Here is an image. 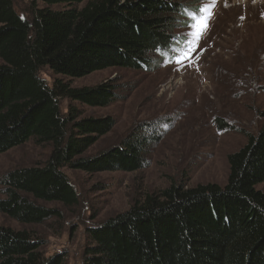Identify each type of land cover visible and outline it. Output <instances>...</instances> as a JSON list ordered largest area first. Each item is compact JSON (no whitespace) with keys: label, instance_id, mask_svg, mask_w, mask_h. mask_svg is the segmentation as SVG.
Instances as JSON below:
<instances>
[{"label":"trees","instance_id":"trees-1","mask_svg":"<svg viewBox=\"0 0 264 264\" xmlns=\"http://www.w3.org/2000/svg\"><path fill=\"white\" fill-rule=\"evenodd\" d=\"M29 2L27 19L15 0H0V154L31 138L50 144L52 151L44 164L2 177L0 210L22 224H40L63 218L60 209L40 202L69 209L80 204L63 168L135 172L147 163L150 140L136 130L113 148L86 157L115 120L83 117L73 103L107 107L121 99L119 87L112 80L74 87L63 79L51 87L41 68L67 78L113 67L151 68L154 55L176 40L177 22L197 9L185 11L179 0ZM64 98L70 100L66 114L60 108ZM228 164L224 186L172 183L89 228L83 264H264V192L257 189L264 183V124L228 155ZM42 246L29 231L0 225V264H65L64 255L47 257Z\"/></svg>","mask_w":264,"mask_h":264},{"label":"rangeland","instance_id":"rangeland-1","mask_svg":"<svg viewBox=\"0 0 264 264\" xmlns=\"http://www.w3.org/2000/svg\"><path fill=\"white\" fill-rule=\"evenodd\" d=\"M186 9H197L212 0H179ZM18 12L29 19V0H15ZM39 7H52L38 3ZM204 15V13H199ZM184 16L176 24V40L169 50L154 55L151 68L132 70L113 67L82 78L56 74L49 66L40 76L49 86L57 79L74 87H92L112 80L121 99L107 107L74 102L83 117L115 120L111 132L85 154L98 156L141 130L149 138L147 163L138 171L90 173L65 167L71 185L80 197L71 209L57 202H40L60 209L63 218L40 224H22L0 210V225L27 230L42 239L45 256H65V264H83L89 243V228L128 210L146 193L168 188L172 183L188 186L218 184L229 176L228 155L257 134L264 124V0H216L206 37L187 64L175 60L187 48L185 36L193 23ZM2 60L0 59V63ZM70 100H60L62 113ZM223 121L226 127H220ZM52 147L31 138L0 154V200L5 198L2 177L16 168L38 166L50 157ZM264 192V183L257 186Z\"/></svg>","mask_w":264,"mask_h":264},{"label":"snow or ice","instance_id":"snow-or-ice-1","mask_svg":"<svg viewBox=\"0 0 264 264\" xmlns=\"http://www.w3.org/2000/svg\"><path fill=\"white\" fill-rule=\"evenodd\" d=\"M216 0H212L211 3L203 4L199 7L197 13H193L191 24L187 22L184 23L185 29L191 28L192 31L187 33L185 36V42L187 44L186 50L176 58V63L187 64L188 61L192 60L194 53L200 47V42L206 37L207 31L210 27L209 21L213 18L214 8ZM185 9V6H181ZM186 11V9H185ZM199 13H204V15H199Z\"/></svg>","mask_w":264,"mask_h":264}]
</instances>
